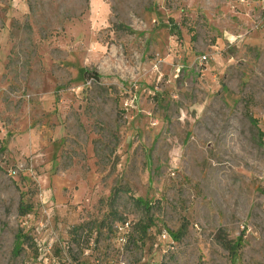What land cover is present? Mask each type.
<instances>
[{
  "label": "rangeland",
  "instance_id": "1",
  "mask_svg": "<svg viewBox=\"0 0 264 264\" xmlns=\"http://www.w3.org/2000/svg\"><path fill=\"white\" fill-rule=\"evenodd\" d=\"M0 264H264V0H0Z\"/></svg>",
  "mask_w": 264,
  "mask_h": 264
},
{
  "label": "trees",
  "instance_id": "2",
  "mask_svg": "<svg viewBox=\"0 0 264 264\" xmlns=\"http://www.w3.org/2000/svg\"><path fill=\"white\" fill-rule=\"evenodd\" d=\"M95 75V74H93ZM96 76V75H95ZM23 210V208H21V211ZM23 214L25 213L24 211L22 212ZM149 226V225H147ZM222 244L224 246V248L228 251L229 255H233L235 252V247L238 246V243H230V242H226V241H222Z\"/></svg>",
  "mask_w": 264,
  "mask_h": 264
}]
</instances>
